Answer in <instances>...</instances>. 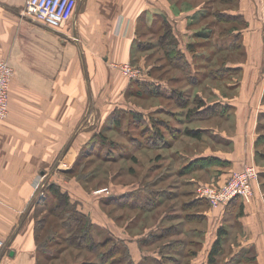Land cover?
<instances>
[{"label": "rangeland", "instance_id": "rangeland-1", "mask_svg": "<svg viewBox=\"0 0 264 264\" xmlns=\"http://www.w3.org/2000/svg\"><path fill=\"white\" fill-rule=\"evenodd\" d=\"M241 1L177 0L175 11L199 7V21L189 19L181 31L179 18L166 22L160 17L151 26L139 28L144 50L133 51L122 62L111 61L107 52L100 55L109 59V68L96 70L100 75L94 71L83 87L87 100L77 103L76 131L70 133L73 122L62 118L63 132L56 134L61 148L56 153L55 149L44 150L54 163L34 166L28 158V163L23 162L24 171L41 167L49 175L25 215L34 221L30 240L35 245L20 248L37 258L23 259V264H104L112 258L113 264L226 263L219 252L217 262L208 260L213 246L211 236L205 238L207 226H202L203 216L210 212L206 209L211 208L192 204L195 196L200 199L201 184L223 181L236 169L228 165L216 176V168L201 169L189 160L215 152L219 154L216 158L227 163L234 139L236 145L245 143L241 131L246 134L248 129L247 115L259 112L264 104L263 21L259 22L253 3L247 15L240 13ZM168 50H176L174 59ZM127 66L137 76L132 77ZM11 101L10 86L9 112L0 117L1 124L9 119ZM214 108L220 112L208 115ZM190 111L199 118L193 119ZM261 121L264 124V117ZM190 131L202 133L192 135ZM25 135L8 133L2 140H21ZM253 162L260 170L264 155ZM13 167L7 161L5 169ZM44 175L35 182L38 186ZM53 187L63 196L55 194ZM84 222L88 240L84 232L75 233ZM224 228H218V237ZM228 228L235 237L233 226ZM106 236L111 237L98 248ZM74 240L87 244L91 240L97 248H79ZM113 244L118 248L112 258L110 251L101 254ZM13 248L5 241L0 259L7 256L13 264H22L18 255L13 259ZM260 248L258 258L253 259L257 255L253 250L245 260L235 259L232 264L264 263V246Z\"/></svg>", "mask_w": 264, "mask_h": 264}, {"label": "crops", "instance_id": "crops-1", "mask_svg": "<svg viewBox=\"0 0 264 264\" xmlns=\"http://www.w3.org/2000/svg\"><path fill=\"white\" fill-rule=\"evenodd\" d=\"M25 2L26 0H0V59L9 60L15 71L11 81V113L5 123H0V237L14 247L13 259L18 255L17 259L22 258L19 261L22 264L24 260L37 258L32 253L24 254L20 246L35 245V241L30 240L34 237V221H30L29 215H25L31 202L36 201L38 191L43 188L42 184L49 179V175L45 176L41 167L37 171L35 168L24 171L23 162L28 163V158L35 162L34 166L54 163L47 159L44 150L55 149L56 153L61 148L56 134L61 135L63 132L62 118L73 122V128L68 129L70 133L76 131L77 103L87 100L84 89L86 83L92 79L94 71L99 74L96 70L109 68V59L103 60L101 54L107 52L111 61H126L131 58L133 51L144 50L138 37L139 28L143 24L151 26L163 16L169 22L176 16L180 20L181 31H184L190 23L188 21L194 17V21H199L201 13L199 7L190 9L193 11L184 7L175 11L173 4L177 0H78L70 21L53 26L23 17ZM252 3L259 22L263 21L260 37L264 41V7H260L264 0H242L240 13L247 15ZM122 87L125 91L126 82L122 83ZM81 115L83 114H79ZM262 117L264 104L259 112L252 111L247 115L248 129L246 134L241 131V137L245 135V139H242L245 143L236 145L237 139H234L232 148L226 155V160H229L227 163L221 157L206 165H200V161L193 163L203 156L219 155L215 152H203L191 158L189 163L192 162V166L201 169L214 167L217 169V176L219 172H225L228 165L239 169L246 163L257 161L260 157L257 154V140L264 134L260 129L261 126L264 127ZM8 133L26 135L21 140H2ZM7 161L14 167L6 170ZM42 175L43 182L38 186L35 182ZM260 179L251 202L237 198L224 206L212 207L204 199L196 196L193 198L192 205L211 208L206 209L210 212L208 216H203L205 224L202 226H207L209 230L207 235L205 233V238L211 236L210 245L213 246L218 239V228L225 225V233L220 235L219 251L227 260L225 264H232L235 259L245 260L253 250L257 252L258 258L260 247L264 246V167H260ZM191 183H195V180H191ZM216 213L221 217H216ZM212 226L213 229L216 228L213 232ZM232 226L237 232L235 237L229 235L228 227ZM2 257L0 264H13L9 257ZM209 258L210 252L208 260ZM218 260L215 256L212 263Z\"/></svg>", "mask_w": 264, "mask_h": 264}, {"label": "built area", "instance_id": "built-area-1", "mask_svg": "<svg viewBox=\"0 0 264 264\" xmlns=\"http://www.w3.org/2000/svg\"><path fill=\"white\" fill-rule=\"evenodd\" d=\"M78 0H26L22 16L36 22L60 26L73 17ZM131 76H137L131 66H127ZM14 68L6 59H0V117L8 115L9 91ZM260 182V170L252 161L242 168L236 169L223 181L203 183L198 188V197L204 199L212 207H220L241 198L251 202L255 186ZM5 240L0 237V254L4 250Z\"/></svg>", "mask_w": 264, "mask_h": 264}, {"label": "trees", "instance_id": "trees-1", "mask_svg": "<svg viewBox=\"0 0 264 264\" xmlns=\"http://www.w3.org/2000/svg\"><path fill=\"white\" fill-rule=\"evenodd\" d=\"M233 17H235V16H233ZM227 18L229 19V16L227 15ZM205 35V34H204ZM167 50V49H166ZM169 51V50H168ZM175 53H176V50H171V51H169L168 53H167V55H169V58L170 59H174L175 58ZM220 111H219V109L218 108H214V109H212L211 110V112H209V114L208 115H210L211 113H215V114H218ZM190 114H192L193 116H195L196 115V112H193V111H190L189 112ZM189 114V115H190ZM206 117V116H205ZM197 118H199L198 116H195V118H193V119H197ZM190 134H192V135H199V134H201L202 132L201 131H190L189 132ZM260 145H264V134H261L260 136H259V138H258V140H257V146H259V149H257V154H259L260 156L261 155H264V151L263 150H261L260 148ZM219 160V158L217 157V159H216V157L215 156H203V157H200L199 159H197V160H194L193 161V163L195 164V163H198L199 161H200V165H206L207 163H212L211 161H214V162H216V161H218ZM57 189L58 188H56V187H53L52 188V190L54 191V193L56 194H59V196H63V195H61V193L60 192H57ZM150 199H152V198H150ZM155 201H157V200H152V202L153 203H157V202H155ZM194 203V202H193ZM188 205V204H187ZM78 218H80V217H78ZM78 218L76 219V220H78ZM189 219H191V215H188V219L187 220H189ZM68 221V220H67ZM88 226L86 225V222H84V223H82V224H80L78 227H77V229H76V231L77 232H75V233H77V234H79L80 232H84V237L86 238V240H88L89 239V236H88ZM37 230V229H36ZM107 237V238H106ZM105 238V240L104 241H101V242H99L98 243V245H99V247L98 248H100V247H104L105 246V244L107 243V241L109 240V238L111 237V236H106ZM70 239V242H72V237L71 238H69ZM73 243H75V240L73 241ZM92 242H91V240L89 241V244H87V243H85V242H80V243H75L79 248L81 247V248H83L84 246H85V248H88L89 250H95L94 249V247L96 246V248H97V245H96V243L94 244V245H92L91 244ZM181 243H184V239H182L181 238ZM117 248H118V246H116L115 244H113V246H111L110 247V250H106V251H104V252H101V254L103 255V254H105V252L107 253V252H109L110 251V253H109V257L110 258H112V256L114 255V253L115 252H117ZM220 249H221V244H220V236L218 237V239L217 240H215V242H214V244H213V247H212V251H211V253H210V261L211 262H213L214 260H215V254L216 253H218L219 251H220ZM253 252V251H252ZM253 259H256V255L255 254H253ZM114 260V261H113ZM118 260V259H117ZM115 262V259L114 258H112L108 263H104V264H113ZM118 263H119V260H118ZM124 264V263H123Z\"/></svg>", "mask_w": 264, "mask_h": 264}]
</instances>
